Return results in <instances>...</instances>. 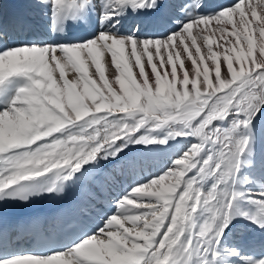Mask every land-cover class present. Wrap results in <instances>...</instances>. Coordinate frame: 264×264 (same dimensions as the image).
<instances>
[{
    "label": "snow or ice",
    "instance_id": "6c2138e0",
    "mask_svg": "<svg viewBox=\"0 0 264 264\" xmlns=\"http://www.w3.org/2000/svg\"><path fill=\"white\" fill-rule=\"evenodd\" d=\"M32 3L0 4V264H264V0Z\"/></svg>",
    "mask_w": 264,
    "mask_h": 264
},
{
    "label": "bare ground",
    "instance_id": "6f19581e",
    "mask_svg": "<svg viewBox=\"0 0 264 264\" xmlns=\"http://www.w3.org/2000/svg\"><path fill=\"white\" fill-rule=\"evenodd\" d=\"M0 4H2V17H3L2 22L3 23L10 25L13 17L18 16V15H26V16L31 17L34 21H36V23L41 28L45 27L43 12L41 9H37L34 6V4L32 3V0H0ZM35 26L36 25H33V27ZM79 34H81L79 29L73 30V33H68L69 36L79 35ZM184 59H185L186 65L190 67L191 62L187 61L186 56L184 57ZM113 72H114V69L109 68L107 70V75L111 77ZM72 76H70V78H72ZM78 196H79V189L71 188L68 190L65 196H63L62 198H57V199L61 200L64 203L66 209H70L72 205L76 202ZM45 201L46 199L38 200L26 208L25 207H11V209L14 212H20L22 210L32 212L36 207L43 205ZM236 238L237 239L239 238L238 234Z\"/></svg>",
    "mask_w": 264,
    "mask_h": 264
},
{
    "label": "rangeland",
    "instance_id": "374dc122",
    "mask_svg": "<svg viewBox=\"0 0 264 264\" xmlns=\"http://www.w3.org/2000/svg\"><path fill=\"white\" fill-rule=\"evenodd\" d=\"M68 74V77L70 78V76H72V75H74V73H67ZM57 75H58V73H57Z\"/></svg>",
    "mask_w": 264,
    "mask_h": 264
}]
</instances>
